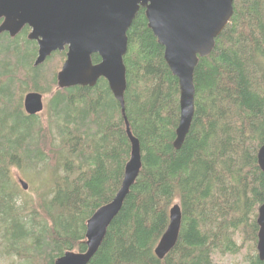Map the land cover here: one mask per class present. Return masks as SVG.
<instances>
[{
    "label": "trees",
    "instance_id": "1",
    "mask_svg": "<svg viewBox=\"0 0 264 264\" xmlns=\"http://www.w3.org/2000/svg\"><path fill=\"white\" fill-rule=\"evenodd\" d=\"M30 30L0 33V264H55L67 251L87 250L88 219L113 200L124 179L132 151L127 123L143 165L88 264H224L223 256L240 254L245 264H264L257 249L264 0H234L212 52L199 57L195 114L179 149V80L144 8L127 32L124 106L105 78L59 87L67 49L35 65L38 44ZM29 91L44 94L45 112L26 113ZM15 169L38 186L24 190ZM176 203L179 238L160 259L155 247Z\"/></svg>",
    "mask_w": 264,
    "mask_h": 264
},
{
    "label": "water",
    "instance_id": "2",
    "mask_svg": "<svg viewBox=\"0 0 264 264\" xmlns=\"http://www.w3.org/2000/svg\"><path fill=\"white\" fill-rule=\"evenodd\" d=\"M140 8L145 9L148 25L164 47L166 62L179 80L180 118L174 141L179 149L195 114L194 74L199 57L212 52L216 38L232 18L234 0H0V33L8 32L15 37L28 25L31 28L28 38L38 44L35 65L43 63L53 52L67 49V58L57 76L59 87L94 86L100 78H105L115 98L124 106L127 32ZM93 54H99L98 63L93 62ZM23 106L28 115L42 113L46 107L44 94L29 91ZM127 132L132 151L121 188L113 200L88 219L87 250L67 251L55 264H88L120 212L143 165L140 141L132 135L128 123ZM258 160L264 171V145ZM18 181L24 190L29 188L22 177ZM258 214L257 249L264 262V203ZM181 226L182 209L176 203L170 209L169 226L155 247L160 259L177 244Z\"/></svg>",
    "mask_w": 264,
    "mask_h": 264
},
{
    "label": "rangeland",
    "instance_id": "3",
    "mask_svg": "<svg viewBox=\"0 0 264 264\" xmlns=\"http://www.w3.org/2000/svg\"><path fill=\"white\" fill-rule=\"evenodd\" d=\"M45 105H47V99L45 98ZM47 108V106H46ZM45 108V110L43 112H45L47 109ZM15 177L18 179V177H22L23 179H25L27 182H29V188L27 190L30 189H34L38 186V184L36 183H32L25 175L22 174V172L19 169H15L14 171ZM26 190V191H27ZM220 260V259H218ZM216 259V261H218ZM221 261L224 264H245V262L243 261V256L240 255H226L223 256V258L221 259Z\"/></svg>",
    "mask_w": 264,
    "mask_h": 264
}]
</instances>
